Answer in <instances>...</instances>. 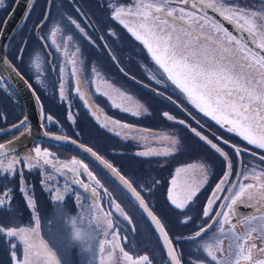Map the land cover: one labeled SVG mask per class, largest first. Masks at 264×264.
I'll use <instances>...</instances> for the list:
<instances>
[{"label": "flooded vegetation", "instance_id": "obj_1", "mask_svg": "<svg viewBox=\"0 0 264 264\" xmlns=\"http://www.w3.org/2000/svg\"><path fill=\"white\" fill-rule=\"evenodd\" d=\"M15 1L0 0V30L4 19L11 11ZM55 1L35 0L25 22L9 38L5 48V56L18 71L19 48H36L38 51L44 53L51 63L53 62L55 57L53 53L55 52L50 40L48 24L51 6ZM252 1L240 0V4H245L249 7L253 4ZM154 2L156 0H143V3ZM139 3H141V0H60L59 9L60 19H65V24H62L63 28L75 33L73 36V38L75 37L74 40H62V44L60 45L64 47L63 53L68 48L67 53L74 54L75 56L78 54V59L84 66L90 63L91 69L94 71V78L97 73L102 80L107 82L110 88H118L116 90L121 94V100L117 102L104 100L108 106L107 108L109 110L120 111V114L113 112L111 114L112 119L121 126L125 127L127 125V130L133 134L138 133L136 138L124 133L120 137V140L117 139L118 137L112 136L116 140L113 144L117 149L107 153L110 156L118 157L122 160L123 164L116 165L109 158L105 157L104 159L100 153L79 140V133L75 134V131H71V134L79 138L76 139L70 136V134L60 132L61 130L58 128L57 119L52 117L49 123H45L44 117L47 116H44L43 113L42 125L46 132L70 137L88 146L106 162L112 164L132 184L137 192H139L148 207L165 226L169 237L173 238L174 236L163 220L173 222L177 226L182 225L185 227L186 225L187 233L191 235L201 225L205 224L202 211L204 207L208 206V200L213 198L212 194L214 192L219 199L210 208V212L213 214L216 211H226V209L219 207V205L230 203L228 197L234 191L238 190V184L247 185L251 183L256 185L258 189L260 184L258 173L262 174V170L264 171V167H261L264 165V161L260 159V156L264 154V151L247 144L235 133L228 132L226 127L222 128L210 116H204L197 108L187 102L185 97L179 93V90L170 81L166 80V77H160L163 80L160 84H157L156 80L151 78L158 66L155 65L147 48L140 41H137L131 32L128 31V27H131L135 31L143 32V29L140 28L141 23L144 22L142 15H124L116 19L112 18L113 9L117 6L125 10L132 8L133 11H136L134 6ZM191 3L192 0H189V3L186 5L180 4L178 0H169L168 7L186 8L195 13V15L198 14L202 18L212 21L214 23L212 25L214 29L197 30L190 23V20L195 15L185 16L184 20L175 21L176 31L172 32V40L169 43H175L176 39L179 38L180 43L185 45L187 51L191 53V59L193 61L203 60L207 55L210 58L220 61L232 74L242 76L246 81H252L249 84L251 88L257 91L264 89V84L257 83V78L251 73L248 65L253 61L255 62L253 57L257 59L260 56L237 39L225 26L218 23L210 15L202 12L200 6L195 9L192 8ZM204 3L207 2L204 1ZM207 8L213 10L212 7ZM143 11L145 10H140L141 13ZM214 12L223 17L220 12ZM152 15L155 16L156 13L152 12ZM179 15V12L174 13L176 17H179ZM66 19L68 23H66ZM167 19L171 24L172 18L167 17ZM121 20L124 21L123 24L120 22ZM72 21H75L76 24H73ZM229 22L243 30L248 35L252 44L257 46L249 32L240 25L232 21ZM125 24L128 27H125ZM76 25H79V27H76ZM217 26L222 31V36L227 37L228 35V37H232L234 47L238 48V52L228 49L230 47L224 44V42H229L228 37V41L217 40V32L219 31L215 29ZM162 27L165 28L163 35L171 32V28L168 26ZM157 31H159V28H157ZM245 52H248L247 59L244 58ZM20 73L33 88L39 102L45 101L50 104L62 103L59 96L50 95V92L44 91L45 88L36 87L31 79L25 77L22 72ZM83 74L81 73V76ZM89 86L90 89L86 88V92L82 94L85 97L87 105V98L93 103L89 95L92 93L98 95L99 90L98 83L92 88L93 90L91 89V85ZM80 87L81 84L78 85L79 90H81ZM90 90H92L91 94L88 92ZM169 96L176 102L173 103L172 100H169ZM68 97L72 99L71 95H68ZM77 108L79 109L80 107L78 106ZM96 111L97 109L95 107V110L92 112L95 113ZM165 112L175 117V119L168 120L164 115ZM133 113L138 114L134 115ZM77 116L80 118V115ZM23 117V108L19 98L0 71V144L17 138L27 130V126L22 130L17 129ZM179 120H184L185 124H179L177 122ZM192 128H196L197 131H200L202 135L206 136L213 143H217L229 155L231 163L230 169H226L223 158L209 143L197 137L191 131ZM160 137H163L164 140ZM172 140H175L176 143L173 144L171 142ZM223 140H227L229 143L224 144ZM118 142L120 144H117ZM49 145L51 144L38 141L31 147L0 158V162L4 165L0 167V175L30 176L36 172L39 174V171L43 170L48 174H53L67 186L73 188L86 201L99 205L105 212L109 213L110 203L121 201L114 196L115 194L118 196L122 195L126 200L135 205L97 168L81 156L65 150L63 147L52 145L66 152L58 156L51 155L48 159L52 163H64L70 167H75L79 173H81L79 167L71 165V161L77 160L87 165L88 170L100 181L101 186L97 187L95 195L91 191L84 192L80 185L74 183V180L77 178L91 183V178L87 176V173L77 177L76 172H74V177L72 178L73 183H70L60 178L51 169L38 164L34 148L38 146L50 148ZM230 145H236L241 149H247V151L243 152L240 157H236ZM165 151H168L169 154L163 155L162 153ZM138 153H145V155L141 156ZM10 161L13 162L12 170L6 172L5 170ZM15 161L21 162L15 163ZM29 163H35L37 167H27ZM132 164L133 166L130 167ZM134 166L138 167V170H133ZM226 172L227 178H225ZM245 175L248 177L247 179L244 178ZM99 177L107 183V187H111L110 193L104 188L106 184L101 182ZM222 179L224 180V183L221 185L222 191L217 192V185L220 184ZM132 180L137 181L138 186ZM173 180L176 181V184H172ZM34 183L36 187L41 186L39 176L37 177L36 175ZM174 185L180 187L181 194L190 188L196 190V196L193 197L185 209L187 215L192 217V220L187 224L183 223L185 217L181 214V211L175 209L174 205L168 199L170 191L173 195ZM257 189L252 190L256 192V198L249 199L245 196L241 202L234 205L229 222L224 224V233L218 231L219 225L213 224V227L201 237L202 239H211L215 234L222 241L223 245L221 247L222 251L219 253V260L234 259L236 249L234 247L230 249L229 247L233 242V232L241 237L251 233L250 239L245 247L250 246L252 243L257 245L252 250L253 261L248 262L242 260L241 264H255L256 261L264 260V252L259 250L260 248H264V210H262L264 200L258 199L259 191ZM13 191L15 189H12ZM113 191L115 192L114 195H112ZM250 208H253L252 214L246 215L250 211ZM140 216L147 224L143 216L141 214ZM13 217L15 218L17 216L13 215ZM208 222L211 223L212 221ZM238 242L243 243L244 241L241 240ZM175 247L178 248L177 243H175ZM43 249L44 245L37 247L38 251ZM42 256L45 257V254H42ZM45 259L47 258L45 257Z\"/></svg>", "mask_w": 264, "mask_h": 264}, {"label": "rangeland", "instance_id": "obj_2", "mask_svg": "<svg viewBox=\"0 0 264 264\" xmlns=\"http://www.w3.org/2000/svg\"><path fill=\"white\" fill-rule=\"evenodd\" d=\"M204 1L210 4L214 2V0ZM215 2L219 4L221 0H215ZM252 2L253 4L248 7L245 4H240V0H223L226 7L235 6L258 13L253 21L255 26L251 32L249 26L244 24L243 21H232L240 26L243 24V28L249 32L258 46L264 40V0H253ZM59 9L60 0H56L51 6L48 24L50 40L55 52L53 53L55 56L53 62L51 63L48 57L36 48H19L18 69L25 77L31 79L36 87L45 88L44 91L50 92V95L59 96L61 99L60 92H63L64 98L61 99L62 103L60 104L39 102L40 111L44 116L57 119L60 132L71 134V131L75 129V134L79 133L81 138L77 139L100 153L104 159L107 157L114 164L122 165V160L118 157L107 154L108 146H111V143L108 142L106 136L114 143L116 140L113 137H118L117 139L120 140V137L127 133L136 138L138 133L133 134L111 117L113 112L116 114L121 112L109 110L104 100L108 102L120 101L122 97L116 90L118 88H110L107 82L102 80L97 73L94 78V71L91 69L90 63L84 66L79 61L78 54L75 56L67 53L68 48L63 53L64 47L60 45L62 40H74L75 33L63 28L62 24H65V19H60ZM66 23H68L67 19ZM190 23L197 30L214 29L212 21L202 18L198 14L190 20ZM215 29L219 30L217 40L228 41V35L227 39V37L222 36V31L218 26ZM53 40L55 43H53ZM224 44L230 47H227L228 49L238 52V48L234 47L233 39H229V42H224ZM259 59L253 57L255 62ZM255 62L253 61L251 64L255 65ZM250 71L255 75L257 81L262 79L258 66L250 67ZM81 73H84L83 76H81ZM97 83L98 95L91 94L92 88ZM79 84H81V90L78 88ZM89 85L92 89L88 91L91 94L89 97H91L97 109L95 113L90 110L85 97L82 95L86 92V88L90 89ZM68 95H71L72 99H69ZM69 112L72 114L71 119L69 118ZM77 115H80V118ZM44 122L49 123V121ZM160 138L164 140L163 137ZM117 144H120V142ZM49 146L50 148L38 147L42 151L48 150L50 156H58L66 152L52 145ZM3 166L0 162V167ZM31 166L37 167L35 163L27 165V167ZM132 166L133 164L130 167ZM261 167H264V165ZM133 170L136 171L135 168ZM36 175L40 177L41 186L38 187L34 183ZM258 179L260 184L264 183L263 170L262 174L258 173ZM100 180L106 184V186H103L110 193L111 187H107V183L101 178ZM133 183L138 186L137 181H133ZM179 188V186H173V196L181 195ZM12 189H15L16 192H12ZM21 189H24V191L22 192ZM114 194L113 191L112 195ZM57 196H61L63 199L57 200ZM77 196L80 198L77 199ZM114 196L121 201L110 203L109 213H111L109 214L99 205L86 201L78 192L67 186L56 176L43 170H40L39 174L36 172L30 176L0 175V201H2L0 203V226L26 229L24 235L27 240L25 242V239H22L20 235L7 237L5 233H0V264H54V261L58 264H102V262L103 264H130V261L121 253V248L134 259L147 255L150 264H167L155 237L148 225L142 220L136 207L122 195L115 194ZM257 197L260 200L259 193ZM117 205H119V208H117ZM262 210H264V206ZM13 215L17 217L14 218ZM125 215L128 216L131 223H129V220L124 219ZM73 220L76 221L75 228L83 232H92L93 239L87 245L73 244L69 241L74 227L71 223ZM97 221H99V224H97ZM106 232L107 235H105ZM107 240L111 241L114 252L112 257L101 261V243L103 242L104 245ZM210 241L211 239L201 238L198 242L190 240V242H187V246L181 247L182 249H179L178 246L177 249L182 254L185 264L190 259L204 262V264H216V261L211 260L203 251L202 245ZM12 245H15V248ZM41 245H44V249L38 251L37 247ZM222 245L221 243L219 247L221 248ZM219 253H215L218 260ZM42 254H45L47 259ZM149 262H142V264H149Z\"/></svg>", "mask_w": 264, "mask_h": 264}, {"label": "snow or ice", "instance_id": "obj_3", "mask_svg": "<svg viewBox=\"0 0 264 264\" xmlns=\"http://www.w3.org/2000/svg\"><path fill=\"white\" fill-rule=\"evenodd\" d=\"M180 4H188L189 0H178ZM169 0H156L154 3H141L135 5L136 11H133L132 8L125 10L117 6L113 9L112 18L116 19L124 15H142L143 23H141L140 28L143 29V32L133 30L131 27L125 24V27H128V31L135 37L137 41H140L144 47L147 48V51L151 54L152 60L157 65L155 73L152 75V79L156 80L157 84L163 82L160 77H166L167 81H170L172 85L179 90V93L182 94L188 103L192 104L197 108L204 116H210L218 125L222 128L226 127L227 131L230 133H235L241 137L247 144L252 145L254 148L264 150V89L259 91L251 88L249 84L252 81H246L242 76L234 75L229 71V69L224 66L220 61L205 56L203 60L191 59V53L187 51L185 45H182L179 41V38L176 39L175 43H169L172 40V32L176 31L175 21L184 20L185 16H194L195 13L189 11L186 8H169ZM198 6L203 7H212L214 11H218L221 15H224V18L229 21H243L244 24L249 26V31H252V28L255 26L253 21L257 17L258 13L251 12L248 9L239 8L235 6H225L223 0L217 4L214 0L212 4L204 3V0H192L191 7L198 8ZM141 9H144L143 13L140 12ZM152 12L156 13L155 16L152 15ZM179 12V17L174 16V13ZM167 17L172 18V23L170 24ZM122 24L123 20L120 21ZM186 22V21H185ZM73 24H76L75 21H72ZM162 26H168L171 28V32L167 35H163L165 28ZM244 25L241 24V27ZM79 27V25H76ZM219 27V26H218ZM159 28V31H157ZM226 31V30H225ZM54 35V33H53ZM231 40L232 37L229 36ZM53 43L55 41L53 40ZM258 47L264 49V40H262ZM250 51V50H249ZM248 52L244 53V58L247 59ZM4 61L0 59V63ZM258 66L260 69V75L262 79L257 81V83L264 84V56H261L258 61L255 62V65L250 64L249 67ZM62 88V86H61ZM61 99H63V92H60ZM235 96V98H233ZM83 99V97H81ZM169 100H172V97H168ZM175 103V100H172ZM134 115L138 113H133ZM71 112H69V118L71 119ZM168 120H174L175 117L169 115L167 112L164 113ZM52 117H44L45 121H51ZM179 124L184 125V120L177 121ZM27 125L24 121H21L17 126L18 130H22ZM127 127V125H125ZM191 131L199 137L201 140H205L211 145V147L223 158L226 169L231 168L230 157L225 153L217 143H213L206 136L202 135L200 131H197L196 128H192ZM47 134V133H46ZM57 140L60 137H56ZM220 139V138H217ZM173 144L176 143L175 140L171 141ZM224 144H228L227 140H223ZM234 151L236 157H240L243 152H246L247 149H241L236 145H230ZM4 145L0 144V149H3ZM100 160L101 158L91 149H86ZM34 152L38 159L43 160L44 165H48L50 160L48 157L50 153L48 150H41L39 147L34 148ZM163 155H168L169 152L165 151ZM254 154V153H253ZM138 155H145V153H138ZM31 159V157H29ZM260 159L264 161V154L260 156ZM21 161H15V163H20ZM105 163L106 167L109 168L113 173H115L119 179L131 190L132 194L135 196L136 200L139 201V205L151 217L152 222L155 224L158 232L162 235V240L164 247L166 249V254L169 257L168 264H185L182 258V254L175 247L176 241L169 237L168 232L165 230V226L161 221L153 215L151 211H148V207L145 204L144 200L141 198L139 192L126 180L120 173L117 171L112 164L107 163L106 161H101ZM71 165L78 166L82 168L84 173H87V176L91 178V183H87L84 180L79 178L74 180L75 184L80 185L84 192L91 191L94 195L96 194L97 187L101 186L100 181L93 175L92 172L88 170L87 165L82 164L80 161L72 160ZM13 167V162L10 161L8 164L7 171H11ZM64 168H67L70 172H76L77 177L81 173L76 171L75 167H69L68 164L63 165ZM227 178V172L226 177ZM245 179L248 177L245 175ZM224 183L222 179L220 184L217 185V192L222 191L221 185ZM172 184H176V181L173 180ZM257 189L256 185L253 184H238V190L234 191L231 196L228 197L230 203L225 205H219V207L226 209V211H216L214 214L210 212V208L216 202L219 197L216 196L214 192L212 194V199L208 200V206L204 207L202 211V216L205 218V224L201 225L198 230L193 234L189 235L185 239L198 242L200 238L208 232L209 229L213 227V224L219 225L218 231L224 233V224L229 222L230 215L233 213V207L238 202H241L245 196L249 199L256 198V192L252 191ZM259 198L264 199V183L259 184L258 189ZM23 192L24 189H21ZM196 196V190L190 188L186 192L182 193L179 196H173L171 191L169 192L168 199L175 209L180 210L181 214L184 215L183 223L187 224L192 220L191 216H188L185 209L192 201L193 197ZM77 199L80 197L77 196ZM63 197L57 196V200H62ZM2 203V201H0ZM119 208V205H117ZM125 220H129L128 216H124ZM208 221H212L209 223ZM73 224V231L69 237V241L73 244L80 243L87 245L92 239V232H83L78 228H75L76 221L71 222ZM129 223L131 221L129 220ZM99 224V221H97ZM111 227V225H109ZM0 233H5L7 237H16L21 236L22 239H25L27 242L25 233L26 229L24 228H5L0 226ZM108 233L106 232L105 235ZM251 233L247 236H239L234 232L232 233V244L229 245L230 249L235 248V257L234 259L227 260H218L216 252L222 251L219 245L222 241L214 234L210 242H205L202 247L203 251L207 254L211 260L216 261V264H241V261H253L252 250L257 247L255 243H252L250 246L245 247L248 240L250 239ZM243 240V243L238 241ZM103 242L101 243V251H103ZM15 248V245H12ZM261 252H264V248L259 249ZM124 257L130 261V264H142V262H149V257L144 255L139 259H134L123 248L120 249ZM231 256V253H230ZM54 264L58 262L54 261ZM103 264V262H102ZM150 264V262H149ZM187 264H204V262L189 260ZM255 264H264V260L256 261Z\"/></svg>", "mask_w": 264, "mask_h": 264}, {"label": "water", "instance_id": "obj_4", "mask_svg": "<svg viewBox=\"0 0 264 264\" xmlns=\"http://www.w3.org/2000/svg\"><path fill=\"white\" fill-rule=\"evenodd\" d=\"M34 2L35 0H16L11 11L4 19L0 30V59L4 61L3 63H0V71L3 73L4 77L6 78L10 86L17 94L23 108L24 117L22 121H24L25 124L27 125V130L23 134L3 144L4 148L0 149V158L19 152L27 147H31L38 141H44L47 143H51L63 147L81 156L82 158L87 160L90 164H92L95 168H97L102 174L108 177L120 189V191L123 194H125L135 204L137 210L140 212V214L143 216V218L145 219V221L153 231L160 245V248L164 254L166 262L168 264L169 257L166 254V249L163 244L162 235L158 232L155 224L151 220V217H149L147 213L143 210V208L140 207L139 201L136 200L131 190L128 189L127 186L123 184V182L119 179V177L115 173H113L109 168L106 167L105 163L101 162L105 160L101 158V156H99L94 150L93 151L97 154V156L101 158L100 160L96 159V157L92 156V154L86 150L89 148L88 146L79 143L78 141L70 137H67L65 135L49 133L44 130L42 125V113L40 111L39 101L36 98L33 88L6 58L5 56L6 44L9 38L20 28V26L27 19L31 8L33 7ZM200 9L202 12L210 15L218 23L225 26L227 30L232 32L237 39L243 42L253 52L258 54L260 57L264 56V51L261 48L253 45L252 42L249 40L248 35L243 30L235 27L234 24L230 23L229 21L221 17L219 14H217L213 10H210L207 7L200 6ZM87 102L90 108L94 111L95 107L89 98H87ZM56 137H60V139L57 140ZM36 159L38 164H41L51 169L60 178L64 179L65 181L73 183L72 178L74 177V172H70L68 171L67 168H64L63 167V165H65L64 163L61 164L57 162L52 163L51 161L48 165H44L43 160L38 158ZM79 170L82 175H85L82 168H79ZM91 198L93 197L91 196ZM249 210L250 211H248L246 215L252 214L253 208H250ZM148 211L152 212V210L149 207H148ZM153 215L155 214L153 213ZM112 253H113L112 243L110 241H107L103 246V251L101 253V260L110 258L112 256Z\"/></svg>", "mask_w": 264, "mask_h": 264}, {"label": "trees", "instance_id": "obj_5", "mask_svg": "<svg viewBox=\"0 0 264 264\" xmlns=\"http://www.w3.org/2000/svg\"><path fill=\"white\" fill-rule=\"evenodd\" d=\"M44 12V11H43ZM43 14V13H42ZM43 16V15H42ZM42 16H41V18H42ZM74 131H75V129H74ZM79 131H80V129H79ZM103 132V131H102ZM70 136H72V137H75L76 139H77V136H75L74 134H70ZM106 138H107V140H108V142H110L111 143V146H108V152L109 151H111V150H116L117 148L115 147V145L111 142V140L110 139H108V136H106ZM81 139V138H80ZM66 150V149H65ZM108 154V153H107ZM124 159V158H123ZM135 167V169H137L138 170V167H136V166H134ZM133 167V168H134ZM163 222L165 223V225L168 227V229H169V231L171 230V232H172V234H173V236L175 237V241H176V243L178 244V246H179V249H182L181 247H185V246H187V242H189V240L188 239H185L186 237H188V235H189V233H187V229H186V225H185V227H183L182 225H180V226H177L176 224H173V222L171 223L170 221H168V220H163ZM149 227V226H148ZM150 228V227H149ZM151 230V229H150ZM151 232H152V234H153V236L155 237V235H154V233H153V231L151 230ZM173 237V238H174ZM155 239H156V237H155ZM156 241H157V239H156ZM157 243H158V241H157ZM158 246H159V249H161L160 248V245L158 244ZM162 251V250H161ZM163 253V252H162ZM164 255V254H163Z\"/></svg>", "mask_w": 264, "mask_h": 264}]
</instances>
